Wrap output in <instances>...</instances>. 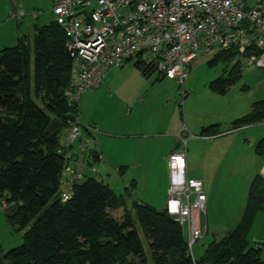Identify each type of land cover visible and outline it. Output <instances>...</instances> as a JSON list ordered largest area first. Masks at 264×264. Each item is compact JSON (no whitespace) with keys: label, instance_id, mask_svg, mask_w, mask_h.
<instances>
[{"label":"trees","instance_id":"trees-1","mask_svg":"<svg viewBox=\"0 0 264 264\" xmlns=\"http://www.w3.org/2000/svg\"><path fill=\"white\" fill-rule=\"evenodd\" d=\"M68 41V34L53 21L35 24L32 42L24 35L16 46L0 50V202L17 205L19 211L9 221L20 230L29 228L22 245L5 255L10 264H264V243L249 242L255 218L264 212V179L260 176L250 184L240 223L224 237H214L200 257L192 252L194 246L190 248L185 229L169 216L167 207L158 210L133 200L134 212L129 210L131 188L118 196L104 182L85 177L74 187L71 200L62 202L63 171L73 163L75 150L62 143L64 130L50 136L47 128L54 118L67 127L80 113L79 104L70 106L66 96L72 71ZM212 57L211 66L234 63L210 86L225 94L240 78L243 60L232 51ZM136 67L150 77L145 66L137 63ZM263 121L261 100L230 126L234 130ZM221 128L220 124L204 127L200 134L217 136ZM257 150L264 156V140ZM122 209L120 219L113 216Z\"/></svg>","mask_w":264,"mask_h":264},{"label":"rangeland","instance_id":"rangeland-1","mask_svg":"<svg viewBox=\"0 0 264 264\" xmlns=\"http://www.w3.org/2000/svg\"><path fill=\"white\" fill-rule=\"evenodd\" d=\"M244 1L249 7L254 2ZM18 3L26 14L21 24L9 13L11 0H0V50L16 46L19 38L24 35L29 36L32 42L35 24L43 26L55 21L53 0H23ZM34 14H37V17H33ZM212 56L209 54L195 60L189 67L183 83L168 78L158 81V73L146 77L136 67L139 60L134 59L122 68L111 71L99 88L82 95L78 118L82 138L78 139L74 148L78 151L77 145L80 139H83L93 151L102 155L99 161L89 158L91 165L87 164L84 168L85 176L109 185L118 196L125 194L126 189H133V199L128 200V208L132 212L133 200L159 210L164 209L166 205L164 197L166 188L170 186V168L166 163L156 160L159 152L185 153L187 143L193 138H198L202 128L220 124L221 130L226 131L231 122L248 115L256 102L264 100V70L245 63L241 64L240 78L225 94L214 92L210 87L212 82L223 76L226 71L229 72L234 63L219 62L211 66L209 61ZM91 121L102 125V128L99 126L100 131L89 135L85 127L91 125ZM109 124L115 125V135H118L121 129L128 128L127 133L146 137L120 140L111 136L113 132L106 129ZM174 133L176 136L172 137ZM152 134L157 136H149ZM245 134L243 131L239 137L243 138ZM250 134L247 133V136L250 137ZM60 137L62 143L66 142L65 131ZM192 146L193 143L188 146L190 158L193 154ZM210 150L205 145L195 150L196 157L193 159H197L198 163L188 165L190 177L193 172L206 173V178L211 181L210 172H215L221 167L222 158L217 156L218 151ZM206 152L212 155L211 160L206 161L207 169L202 168V159H207ZM244 159L243 155L240 160L229 159L225 162L227 164L220 168L221 177L214 178L216 180L207 203L211 219L210 233L204 241L201 239L200 243L194 244L195 256H198L199 244H209L213 240V233H225L222 229H225L226 225L235 227V221L242 215L247 200V187L253 172L248 169L250 160ZM122 160L124 161L120 162ZM133 162L139 166L135 164L121 170V163L128 165L127 163ZM167 198L168 195L166 200ZM212 198L214 203L211 206ZM247 203L248 200L246 206ZM123 213L122 209L112 214L120 219ZM133 215L145 250L150 253L138 219L135 213ZM202 217L205 221L206 215L202 214ZM28 229L20 230L17 225L11 223L0 206V243L3 247L0 264H10L5 255L22 245L23 236ZM184 232L189 238L188 231L185 229ZM222 236L220 234L218 238Z\"/></svg>","mask_w":264,"mask_h":264},{"label":"built area","instance_id":"built-area-1","mask_svg":"<svg viewBox=\"0 0 264 264\" xmlns=\"http://www.w3.org/2000/svg\"><path fill=\"white\" fill-rule=\"evenodd\" d=\"M55 22L68 34L72 59L70 106L99 88L106 76L138 59L150 76L183 83L191 64L201 56L232 51L243 63L264 70V0L252 6L244 0H54ZM24 16L19 12L17 17ZM79 118V117H78ZM64 126L66 148L75 150L73 163L64 168L62 202L71 200L74 187L85 180L84 168L92 148L80 139L79 119ZM97 133L94 126L85 127ZM170 188L167 211L189 234V246L202 239L195 219L205 214L203 183L187 175L185 153L169 158ZM2 209L8 207L0 202Z\"/></svg>","mask_w":264,"mask_h":264},{"label":"crops","instance_id":"crops-1","mask_svg":"<svg viewBox=\"0 0 264 264\" xmlns=\"http://www.w3.org/2000/svg\"><path fill=\"white\" fill-rule=\"evenodd\" d=\"M20 1H23V0H18L17 2H16V0H11V4H10L11 7L9 9V13H11L12 18H17V21L21 24L23 19L25 18L26 14L23 10H21L22 5H20L18 3ZM53 5H54V0H53ZM19 12L24 13V16L21 17L20 19L17 17V14ZM33 17H37V14H34ZM20 24L18 26L19 28H20ZM79 111H80V107H79ZM79 116H80V113H79ZM231 123L229 124V126L231 125ZM89 126H94L95 129L97 130V132L100 131V127L102 128V125H99L97 122H94V121H91V125H89ZM227 128H228V130H226V131L221 130V133L217 136L203 137L200 134V136H198V138L197 137L193 138L187 143V149L185 151L186 159H187V175L190 179L202 181L203 190L207 196V203L209 201V194L211 195V191L213 189V184L215 183V180H216L214 178H216V177L220 178L221 177L220 168L221 167L223 168L227 164L225 162H227L229 159H232L233 161L240 160V158H242V155H243V157L245 158L244 160H246V161L248 159L250 160L249 161L250 164L248 165V169L252 170L253 172H252V175L250 177L249 186L256 176H260L264 179V156L260 155V153L257 150L258 143L260 141L264 140V121L260 122V123L252 124L249 126H245V127L239 128V129H234V130L231 128V126L227 127ZM106 129L110 132H113L111 136H116V138L123 140V141H128L129 139L130 140L131 139H137L139 137H146V135L127 133L128 128L121 129L120 133H118V135H115L116 133H114L115 132L114 130L116 129V127L113 124H109L106 127ZM243 131L246 134L243 138H240L239 134H241ZM87 133L89 135L93 134L90 132H87ZM247 133L248 134L251 133L250 137L247 136ZM149 136H157V135L152 134ZM171 136L172 137L176 136V133L172 134ZM191 143H193V146H192L193 154L190 158V149L188 148V146ZM204 145H205V147H208V150L211 149L210 152L218 151L217 156H220L222 158L221 159L222 162L220 165L221 167L219 169L215 170V172H212V173L210 172L211 181H209L206 178V173L193 172L191 177H190V174L188 172V165L192 166L193 163H198L197 159H193V157H196L195 150H198L200 147H203ZM177 148H178V145H177ZM94 152H96V151L92 150V156L91 157L93 158L94 161H99L101 159L102 155L98 152H96L97 155H95ZM160 153L161 152H159L156 155V158H157L156 160H160L161 162L166 163V166H168V168H169L170 156L174 153H183V152L171 151L170 154L169 153L160 154ZM205 155H207V159L206 160L202 159V168L205 167L207 169L206 161L211 160L212 155H208V152H206ZM123 161L124 160H122L120 162H123ZM88 163H90V165H91V162H89V158H88ZM154 163L156 164V161ZM127 164L128 165H126V163L120 164L122 171L125 168L135 166V164H137L139 166L138 163H134V162L133 163H127ZM221 170L225 171V169H221ZM216 172H218V173H216ZM166 177H167V175H166ZM169 177H170V172H169ZM218 181H219V179H218ZM220 182H221V180H220ZM249 186L247 187V200H248ZM169 188H170V186H168L165 190L164 203L166 202V205L164 206V203L162 205V206H164V209H166V207H167L168 198L166 200V195H168V193H169ZM212 199H213V201H212L211 206L214 203V198H212ZM246 201L244 204V209L246 208L245 207ZM164 209H162V210H164ZM244 209H243L242 215L239 216V219H237V221H235V225H234L235 227L242 220V217H243V214L245 211ZM203 215H206L205 221H203L204 219L202 217V214H196L195 219L199 222V224L203 230L202 240L204 241L206 239V236L210 233L209 232L210 231L209 224H210L211 219H209V212L207 211V205H206V213ZM223 225H225V224H223ZM226 226L227 227L225 229H222V231L225 233H213L212 234L213 238L218 237L220 234L223 235L222 237H224L228 231H230L231 229L234 228V227H230V225H226ZM204 236H205V238H204ZM249 242L251 244L264 243V212H260L259 214H257L255 221H254V224H253V228L249 234ZM205 246H206V243H205V245L199 244L198 250H197L198 256H196V257H200L203 254ZM193 253H194V247H193Z\"/></svg>","mask_w":264,"mask_h":264},{"label":"water","instance_id":"water-1","mask_svg":"<svg viewBox=\"0 0 264 264\" xmlns=\"http://www.w3.org/2000/svg\"><path fill=\"white\" fill-rule=\"evenodd\" d=\"M64 129V124L58 118H54L47 128V134L50 136L58 135ZM95 155L96 152H94ZM19 211L17 205H10L5 209L7 218L13 219Z\"/></svg>","mask_w":264,"mask_h":264}]
</instances>
